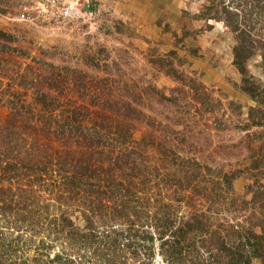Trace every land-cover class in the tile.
<instances>
[{
	"label": "trees",
	"instance_id": "obj_1",
	"mask_svg": "<svg viewBox=\"0 0 264 264\" xmlns=\"http://www.w3.org/2000/svg\"><path fill=\"white\" fill-rule=\"evenodd\" d=\"M201 16L233 34L246 112L222 96L205 117V86L176 67L174 96L128 95L0 29V264H264V78L248 66L264 72V0Z\"/></svg>",
	"mask_w": 264,
	"mask_h": 264
},
{
	"label": "rangeland",
	"instance_id": "obj_2",
	"mask_svg": "<svg viewBox=\"0 0 264 264\" xmlns=\"http://www.w3.org/2000/svg\"><path fill=\"white\" fill-rule=\"evenodd\" d=\"M208 1L11 0L9 11L0 12V29L18 36L17 44L32 54L43 50L58 64L113 77L114 87L128 95L151 87L174 96L170 89L183 87L168 75L176 67L187 80L192 77L205 86L198 99L205 117L210 106L217 111L222 96L246 112L254 101L239 87L233 34L222 21L201 16ZM97 61L103 63L100 69L91 65ZM248 66L264 78L260 56ZM142 101L162 118L171 110L152 95ZM221 136L227 139L228 133ZM212 139L222 143L217 134ZM246 183L239 178L235 185L242 192Z\"/></svg>",
	"mask_w": 264,
	"mask_h": 264
},
{
	"label": "built area",
	"instance_id": "obj_3",
	"mask_svg": "<svg viewBox=\"0 0 264 264\" xmlns=\"http://www.w3.org/2000/svg\"><path fill=\"white\" fill-rule=\"evenodd\" d=\"M66 12H67V14H68V13H69V10L67 9Z\"/></svg>",
	"mask_w": 264,
	"mask_h": 264
}]
</instances>
